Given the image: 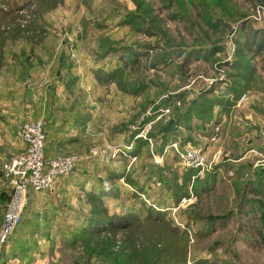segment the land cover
<instances>
[{"label": "rangeland", "instance_id": "obj_1", "mask_svg": "<svg viewBox=\"0 0 264 264\" xmlns=\"http://www.w3.org/2000/svg\"><path fill=\"white\" fill-rule=\"evenodd\" d=\"M262 9L264 0H0V121L26 112V97L32 104L53 102L56 89H63L60 110L71 98L70 110L79 104L88 116L80 151L66 154L80 161L65 178L74 194L69 204L58 201L66 216L60 220L86 222L92 193L102 196L94 209L103 219L131 212L155 225L108 226L92 238L94 252L110 255L107 264L133 258L138 264H264V251L250 244L251 216L263 209L255 194V186L264 187ZM122 47L137 52L138 63L124 53L119 59ZM165 53L168 63H162ZM233 59L243 70L232 68ZM205 93L215 104L165 134ZM242 95L247 99L240 102ZM199 121L202 130L194 128ZM17 138L21 144L19 130ZM137 141L146 150L125 151ZM174 145L215 157L206 174L210 185L198 186L206 176L186 184L185 173L193 171L182 166ZM66 232L57 230L56 237Z\"/></svg>", "mask_w": 264, "mask_h": 264}, {"label": "crops", "instance_id": "obj_2", "mask_svg": "<svg viewBox=\"0 0 264 264\" xmlns=\"http://www.w3.org/2000/svg\"><path fill=\"white\" fill-rule=\"evenodd\" d=\"M61 91L63 89L60 91L56 89L55 97L52 99L54 101L47 105L43 102L32 104L26 97V102L23 103H29L26 112L21 110L16 119L0 121V224L8 198L2 166L24 151V144L17 143V132L25 120L43 122L46 135L45 156L48 159L78 152L80 151L78 146L82 147L83 133L89 125L88 116L85 115L86 111L78 109L76 105L81 107L79 104L70 110L71 98L66 101V108L60 110L62 107L58 108V101H61ZM100 134L103 135V131ZM67 177L71 178L70 175L58 178L52 190L31 195L28 205L31 201L32 204L25 208L22 223L10 240L6 252L0 253V264H75L78 259L82 260L81 263L85 262L77 253V248H72L65 238L68 232L64 234L65 237H56L57 230L65 232L76 227L74 222L60 220V217L65 215L63 206L56 207L58 201L62 199L70 203V193L73 191L67 187L69 185L66 186ZM34 201L41 203L34 204ZM46 230L52 232V240L50 239L52 237L46 238L44 232Z\"/></svg>", "mask_w": 264, "mask_h": 264}, {"label": "built area", "instance_id": "obj_3", "mask_svg": "<svg viewBox=\"0 0 264 264\" xmlns=\"http://www.w3.org/2000/svg\"><path fill=\"white\" fill-rule=\"evenodd\" d=\"M257 14L259 15L258 10ZM257 18L260 19L261 16H257ZM246 99V95H242L240 102ZM165 113H169V109ZM260 137L264 148V126L261 128ZM19 139L25 146L24 151L2 166L8 200L0 224V253L6 252L11 237L22 221L29 193H43L52 190L55 181L69 175L80 161V158L75 155L46 158V135L42 121L23 123L19 129ZM130 148V146L125 147V151ZM173 148L177 152L182 166L198 171L192 180L204 178L211 170L212 163L216 161L215 157L209 160L208 155L201 147H186L180 151L176 145ZM90 152L95 154L96 151L91 150ZM260 157L261 161H264V155L260 153ZM84 159L85 157H83Z\"/></svg>", "mask_w": 264, "mask_h": 264}, {"label": "trees", "instance_id": "obj_4", "mask_svg": "<svg viewBox=\"0 0 264 264\" xmlns=\"http://www.w3.org/2000/svg\"><path fill=\"white\" fill-rule=\"evenodd\" d=\"M241 47L245 50L246 46H241ZM121 49L123 51L120 52V55L118 56L119 59L123 58L122 55L124 53V54H127L130 60H132L133 64H135V62L138 63L137 61H138L139 55L137 52L133 51L132 48L122 47ZM113 51H118V49H115ZM208 52L210 53V55L213 54V50H210ZM182 54L187 55V52L182 51ZM168 62L170 61H168L167 54L165 53V56L162 57V63H168ZM232 64H233V67H232L233 69L243 70L241 63H239V59H233ZM117 75L118 73H116L115 76L112 75L111 78L115 80L117 78ZM238 75L239 73H235L236 79L239 80L240 77ZM244 76L245 75H243L242 79H244ZM235 82H239V81H235ZM235 84L239 87V84L237 83ZM209 95H210L209 93H205V95L200 96V98L196 99L195 101H192L191 105L187 108L184 115L178 116L177 118L174 119V121L170 122L167 125V130H165V134L169 133V128H171L173 125L185 126L186 123L190 121L192 117L199 120L201 115L204 113V111L207 110V108H210V106L214 105L215 104L214 102L217 100L215 98L209 99L208 98ZM237 97H238V93L235 92L233 99L231 101L230 100L227 101L228 102L227 105L231 104L232 102H235ZM210 116L211 115L206 116L207 119ZM204 125H205V122L199 121L198 124L194 125V128L198 130H202ZM146 146H147L146 143H142L141 145L139 141H137L131 146L132 149L128 153H130L131 155L137 156L141 150L143 149L146 150ZM189 171H193V173H185L183 180L186 182V184L190 182L191 178L196 173V170L191 169ZM208 177L209 175H206L204 179L205 184L204 182L203 184L198 183L199 180H196V182L195 183L193 182V183L194 184L198 183L199 184L198 186L203 188L206 185H210V182L206 180V178ZM256 187L257 186H255V190L257 191H255L256 192L255 194H257V196L261 198L260 205H261V208L263 209L261 210V216L259 215L258 218L255 217L254 215L251 216L250 220L252 221L251 226L253 228L252 230L254 232L253 234H254L255 242L254 243L250 242V244L256 246L255 248H258L264 251V187L260 185L261 187L260 191H258ZM88 196H89L88 202L91 205L92 213L89 215L88 219H86V222L81 223V225H77L75 229L68 231V233H66L65 235L66 236L65 238L68 239V243L71 245L72 248H77V250L83 249L84 254L81 255L80 257L84 258L85 262L82 264H94L95 261H99L101 264L103 263L107 264L108 256L110 257V255H108L103 250H100L99 252H94L93 245H92V238L106 231L108 226L111 227V229L118 228V229H125V230H129L133 227L135 228V226L138 224H140L141 226L146 224V226H149L150 228L151 226H155L153 223H150L149 220H147L146 222H140L139 218L131 212L125 215L123 214L122 217L118 216L119 218L107 217L106 219H103L102 216L105 213L101 210L95 211L94 209L95 207L100 208L102 206L103 204L102 196L99 194L93 195L92 193L89 194ZM113 219H116L118 221H114L115 223L110 222V221H113ZM127 219H130V221H128ZM148 219H149V216H148ZM79 227H80L79 229L80 232L78 233ZM105 254L108 256H105ZM124 261L126 264H138L139 263L136 258H133L132 260H130V262L129 260H124ZM81 262L82 260L78 259V261H76L75 264H81Z\"/></svg>", "mask_w": 264, "mask_h": 264}]
</instances>
